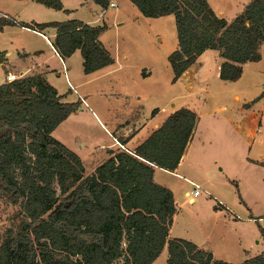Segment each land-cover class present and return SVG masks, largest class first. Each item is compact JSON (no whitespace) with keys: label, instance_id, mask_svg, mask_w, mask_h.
Listing matches in <instances>:
<instances>
[{"label":"trees","instance_id":"trees-1","mask_svg":"<svg viewBox=\"0 0 264 264\" xmlns=\"http://www.w3.org/2000/svg\"><path fill=\"white\" fill-rule=\"evenodd\" d=\"M26 1L68 12L60 0ZM91 1L100 8L110 2ZM128 1L145 18L173 16L177 48L167 58L173 83L206 50L219 53L218 78L226 82L239 80L244 64L261 60L264 0H250L229 23L207 0ZM6 26L55 29L52 47L62 60L79 51L85 75L114 63L99 40L105 24H29L0 16V31ZM5 62L1 52L0 64ZM78 107V101L65 102L42 73L0 84V198L17 209L18 222L0 245V264H152L165 248L166 264H228L188 240L169 237L176 203L171 190L153 180L155 168H177L197 114L175 111L132 152H109L86 176L79 156L52 137ZM242 264H264V252Z\"/></svg>","mask_w":264,"mask_h":264},{"label":"rangeland","instance_id":"rangeland-1","mask_svg":"<svg viewBox=\"0 0 264 264\" xmlns=\"http://www.w3.org/2000/svg\"><path fill=\"white\" fill-rule=\"evenodd\" d=\"M8 1L18 3V0ZM60 1L70 10L58 14L67 18L66 21L83 20L92 26L107 23V29L99 40L117 63L124 62L125 59L132 62L128 77L124 78L122 74L119 76L113 72L107 77L108 81L114 79L118 84L119 91H113L115 97L105 92L106 96H102V93L96 98H93L94 95L84 98L85 104L80 100L78 109L69 115L64 126L77 124L78 127H85L87 136L96 140L97 144H107L108 138L98 127L95 117L114 132L109 123L111 117L115 120V116H120L121 111L128 114L130 108L138 104L143 107V118L150 116L155 107L160 111L156 117L170 111L171 105L175 106L176 111L182 108L195 111L198 116L196 131L186 159L191 162L192 167L186 166L185 162L182 166L188 167L190 171L185 172L181 168L177 172L178 176L163 172L156 174L160 180L175 189L177 212L173 217L172 236L181 235L195 244L206 242L217 259L233 264L264 252V166L260 164L264 160V59L258 64L248 63L236 82L221 81L209 69L201 83L188 92L186 83L172 82V71L167 61V56L177 48L173 16L145 18L128 0H112L116 8L107 9L104 16L100 15L102 8L93 2L79 5L82 0ZM207 2L216 15L229 23L243 9L247 0ZM30 3L33 9L13 13L16 15L12 17L10 14L9 17L16 21H29V24L32 19L45 23L49 18L47 13H52L51 10L37 3ZM4 12H7L6 9L0 7V16H6ZM114 15L119 19L114 20ZM136 16H139V20H136ZM116 21L121 25H117ZM42 33L47 35L46 31ZM48 36L52 43V37ZM45 45L41 38L31 32L17 30L12 34L6 30L3 33L0 31V49L6 48L9 52L24 46L25 50H41L35 53L36 56L32 54L30 59H36L39 54L41 58H47L50 52ZM15 56L10 57L9 62L12 64L9 66L5 63L0 71L6 68L17 73L19 60ZM30 59L26 61L28 65L31 63ZM137 59H142L143 64L151 62L156 68L148 79L142 76L141 67L135 65ZM63 61L60 64L54 57L49 64L59 74V92L64 100L76 102L77 96L74 93L82 94L83 90L75 88V92L69 91L62 80L64 81L68 67L73 73L80 70V63L77 65L78 58L76 62L71 60L69 66L67 59ZM0 76L2 81L4 74L0 73ZM94 85L88 84L86 89L90 90ZM155 86L159 92L154 98L149 91ZM109 91L112 92L111 89ZM116 93H126L128 97L123 100ZM235 96L238 99L235 100ZM124 102L127 106L121 108ZM251 102V109L244 111V105ZM104 109H108L107 118L102 114ZM253 119L257 121L255 126L251 122ZM63 136L70 146L79 142L78 135L72 129L60 128L52 137L60 142ZM85 164L88 169V162ZM185 180L199 185L202 190L201 195L195 199V204H188L193 187ZM16 210L5 199L0 198V245L17 230L18 222L14 215ZM156 264H166L164 257H160Z\"/></svg>","mask_w":264,"mask_h":264},{"label":"crops","instance_id":"crops-1","mask_svg":"<svg viewBox=\"0 0 264 264\" xmlns=\"http://www.w3.org/2000/svg\"><path fill=\"white\" fill-rule=\"evenodd\" d=\"M110 2H113L112 0H109ZM18 3H13V1H8V0H0V7L5 8L7 12H4V15L10 16V14L12 15H16L17 13H24L26 10H28L29 8H34L32 7L33 5H30L31 1H17ZM82 2V3H81ZM79 3V5H83V4H89L88 2H92L91 0L88 1H81ZM250 2V0H247V3L244 5V7ZM114 3V2H113ZM209 4V3H208ZM64 10H69L68 8H66L64 5ZM243 7V8H244ZM51 10L52 13H47V16L49 18H47L45 21V23H50V22H63L66 21L67 18L65 17H60L58 14L60 12L63 11H55L52 9ZM137 10V9H136ZM70 11V10H69ZM242 11V10H241ZM240 11V12H241ZM239 12V13H240ZM16 13V14H13ZM64 13V12H63ZM139 13V12H138ZM238 13V14H239ZM140 14V13H139ZM141 15V14H140ZM237 15V14H236ZM68 16V14H67ZM218 16V15H217ZM220 17V16H219ZM113 19L118 20L119 18L116 17V15L113 16ZM136 20H139V16H136ZM80 21V20H79ZM85 24H88L87 21H83ZM21 22V21H18ZM27 22H23V23H28ZM30 22H35V23H40L38 22V20H30ZM117 25H121L120 22H117ZM105 24V23H104ZM89 25V24H88ZM91 25V24H90ZM107 26V23L105 24ZM97 26V25H94ZM4 30H6L7 32L10 33H15L17 30L18 31H24V32H31L32 34H34L36 37L41 38L42 42L45 45L46 50H48V52H50V55L46 58H41L40 54L36 57V59L33 58H29L32 54L33 56H36L35 53H37L38 51L41 50H36V48H29L26 49L24 48V46H22V48L20 49H14L11 51H7L6 48L5 49H0V53L4 52L6 53V62L7 65H11L12 63H10V57L15 56L17 60H19L17 62V73L13 72V70L11 69H6L3 68L2 71H0V73L4 74V77L7 74H14L16 75L18 78H22V77H26L29 76L33 73H42L45 75L46 80L48 81V83L50 85H52L57 92L60 94V87L59 86V74L52 68V66L49 64L50 60L53 59L54 57L57 58V60L59 61L60 64H63L64 61L58 56V54L56 53L55 49L52 47L51 42L48 39V35H50L52 37V39H54L55 37V29L53 28H49L46 30L47 35H44L42 33L27 29V28H23L20 26H7L4 27L1 32L3 33ZM100 38V37H99ZM102 43V42H101ZM264 45L261 46L260 48V53H261V60L259 62H256L255 64H258L260 62L263 61L264 59V49H263ZM39 49V48H38ZM112 56V55H111ZM168 57V56H167ZM78 58V61H77ZM80 58V59H79ZM31 60V63L28 65L26 61ZM114 59V63L106 68H103L101 70H98L94 73L85 75L83 73V67H82V60H81V54L79 51H75L71 57H69L67 59L68 61V66H69V62L71 60H73V62L77 61V65L78 62L80 63V70L79 71H75L77 72V75H74L75 72L72 73V70H69L70 68L68 67L67 70V74H65L64 77V81L62 80V82L65 83V86L67 87V83L66 81L68 80L69 82H71L73 88H74V92L76 91L75 88H79L83 90L82 94L79 93H74L77 98L76 100L80 103V98L84 99L86 97H90L92 95H94L96 98L99 97L98 94L103 93L102 96H106V94H104L105 92L108 93L109 96L111 97H115V94L113 93V91L118 92L119 91V87L118 84L116 82V80L112 79L111 81L107 80V77L109 76V74H111L113 72V74L117 73L119 76L126 78L128 77V74L130 72V70L132 69V65H131V61L129 59H125L124 62H116V59ZM4 63V64H5ZM134 63V62H133ZM222 63V59L219 56V53L217 51H212V50H206L205 52H203L197 59V61L195 62V64H193L181 77L178 81H181L183 83H186V87H187V91L190 92L192 89H194L195 85H199L201 83V80L206 77V73L209 71V69L213 70V72L218 76L219 73V67L220 64ZM4 64H0V68H2L4 66ZM248 63L244 64L242 66V73L244 71L245 66ZM135 65L141 67V74L144 77V79H148L149 77L152 76L154 70L156 71V68H154V65L151 62H148L146 64L142 63V59H137V62L135 63ZM170 67V66H169ZM212 67V68H211ZM56 72V73H55ZM55 75V76H54ZM2 77V76H0ZM172 78H173V74H172ZM61 82V80H60ZM2 83V81H0V84ZM107 83V84H106ZM88 84H95L94 86H92V89H86V86ZM68 88V87H67ZM88 90V92L85 91ZM109 89H111L112 92L109 91ZM69 91H71L70 88H68ZM91 91V93L89 92ZM158 87L155 86V88L153 90L149 91V94L155 98L158 96ZM118 95H121V97L123 98V100H126L128 97V94L126 93H116ZM61 95V94H60ZM125 98V99H124ZM234 99H238L237 96L234 97ZM137 100H139V97H137ZM172 100V99H171ZM170 100V101H171ZM65 101V100H64ZM76 101V102H77ZM66 102V101H65ZM75 102V101H73ZM126 102H124L121 105V108H125L123 106H125ZM127 106V105H126ZM252 107V106H251ZM245 109L244 111H248L251 109ZM143 107L138 104L135 107L130 108V113L128 114H123L121 111V115L120 116H115V120H113V118L111 117V122H109L111 124V129L114 130V132H111L110 130H108L105 126H103V123L97 118L96 119V123L98 125V127L104 132V134L107 136L108 138V143L107 144H102L99 143L97 144L96 140H94L93 138H90L87 136V134L85 133V127L81 128L78 127L77 124H68L65 125L66 121L68 120V118L63 121L59 126H57L55 128V130L52 132V136L54 135V133H56L60 128L63 129H72L73 132H75L78 135V139L79 142L73 145H69L66 140H65V136H63V140L60 141V143H62L64 146H66L68 149H70L71 151H73L74 153H76L81 162L83 163L84 169H85V175L88 176L90 174H92L94 172V170L101 165L105 160H107L110 155L109 152H117L118 150H124L126 152H132L140 143H142L143 141H145L149 135L156 130L171 114H173L176 110H174L175 106L171 105L170 111H168L166 114H164L163 116L160 117H156L157 114H159V108L155 107L152 111H154L152 113L151 111V115L148 117L143 118L141 116V109ZM108 109H104L102 114L104 115L105 118H107L108 114ZM195 112V111H194ZM196 113V112H195ZM228 121V120H227ZM229 122V121H228ZM253 122V126L256 125L257 121L254 119L251 121ZM195 131H196V127L195 130L193 132V135L191 137L190 142L188 143V146L184 152L183 157L181 158V161L179 163V165L177 166V168L174 170V172H168L166 170L163 169H159V168H155L154 169V174H153V180L155 183L164 186L168 189L171 190L173 197H174V201H175V189L173 188V186H170L169 184L164 183L162 180L159 179V175H156L157 172H163V173H168L171 174L173 176H178L177 172L182 168L183 171L185 172H189L190 169H188V167H192L191 162L188 159V152H189V148L192 145L194 136H195ZM120 141H126L125 144H123L122 146L124 147V149L119 147V142ZM121 145V144H120ZM192 158V157H191ZM89 164V168H86V161ZM186 164V166L183 168V164ZM185 182L187 184L193 183L191 181L185 180ZM188 195V194H186ZM198 198V197H197ZM196 198L192 199L191 196H189L188 198V204H195L196 203ZM177 206V205H176ZM177 209V207H176ZM215 208H214V212H215ZM177 212V211H176ZM217 212H215L216 214ZM176 214V213H175ZM174 217V216H173ZM172 222H173V218H172ZM173 225V223H172ZM170 227L169 230V237L171 238H179V239H185L183 238V236L178 235V236H172V226ZM186 240V239H185ZM191 242V241H190ZM193 243V242H192ZM195 244V243H194ZM198 248L209 251L212 253L211 248H209L208 244L206 242H201V243H196L195 244ZM213 255V254H212ZM167 249L165 248L160 257H164V262L166 263L167 260ZM157 258L152 264H156L157 260L159 259ZM214 260H219L217 259L214 255H213ZM246 259H242V262L238 263V264H242ZM221 261V260H219ZM225 262V261H223ZM228 264H233L231 262H226Z\"/></svg>","mask_w":264,"mask_h":264},{"label":"built area","instance_id":"built-area-1","mask_svg":"<svg viewBox=\"0 0 264 264\" xmlns=\"http://www.w3.org/2000/svg\"><path fill=\"white\" fill-rule=\"evenodd\" d=\"M109 8H111V9H115V8H116V5H115L113 2H109L108 6H107L106 8H102V9H101V11H100V15H101V16L106 15V13H107V9H109ZM64 71H65V69H64ZM17 79H18V77H17L16 75L10 73V74H7V75L4 77V79L2 80V83H4V82H12V81H15V80H17ZM2 83H1V84H2ZM66 83H67V86H68L71 90L74 91L73 86L71 85V83H70L68 80L66 81ZM80 100H81V102H82L83 104H85V101H84L82 98H80ZM119 146H120V148L124 149V147H123L122 145L119 144ZM191 186L193 187V189H192V191H191V193H190L191 198L194 199V198L199 197V196L201 195V191H202L201 188H200V186H199V185H196V184H194V183H191ZM217 206H220V205H217Z\"/></svg>","mask_w":264,"mask_h":264}]
</instances>
